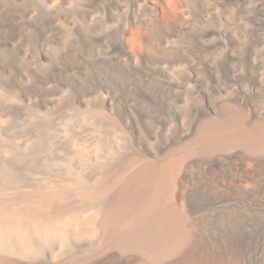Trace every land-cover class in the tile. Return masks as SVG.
<instances>
[{
	"label": "bare ground",
	"instance_id": "bare-ground-1",
	"mask_svg": "<svg viewBox=\"0 0 264 264\" xmlns=\"http://www.w3.org/2000/svg\"><path fill=\"white\" fill-rule=\"evenodd\" d=\"M0 264H264V0H0Z\"/></svg>",
	"mask_w": 264,
	"mask_h": 264
},
{
	"label": "rangeland",
	"instance_id": "rangeland-1",
	"mask_svg": "<svg viewBox=\"0 0 264 264\" xmlns=\"http://www.w3.org/2000/svg\"><path fill=\"white\" fill-rule=\"evenodd\" d=\"M169 15L168 12H161V17H167Z\"/></svg>",
	"mask_w": 264,
	"mask_h": 264
}]
</instances>
